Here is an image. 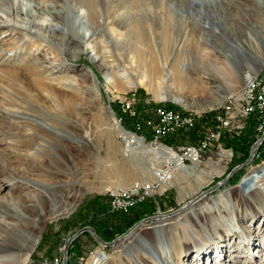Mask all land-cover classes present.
Listing matches in <instances>:
<instances>
[{
    "label": "rangeland",
    "instance_id": "obj_1",
    "mask_svg": "<svg viewBox=\"0 0 264 264\" xmlns=\"http://www.w3.org/2000/svg\"><path fill=\"white\" fill-rule=\"evenodd\" d=\"M190 1L97 0L103 22L96 25L74 18L76 13H84L79 10L78 0H51L50 3L49 0H0V22H9L17 27L14 31L0 28V167L5 169L7 160L13 169L25 167L33 173L41 171L43 167L34 162L26 166L20 155L15 156V141L12 139L36 132L38 128L42 136L52 133L58 138V143L51 146L56 157V162L50 163L54 166L53 172L49 176L48 173L36 177L40 188H36L35 193L31 192L35 184L32 175L21 174L27 176L30 185L23 193L12 191L15 186L10 181L11 177L0 176V189H3L0 196L12 192V196L16 197L17 203L13 206L12 202L11 212L21 219L24 215L28 231L32 222L38 225L36 236L40 241L28 264H46L50 258L63 254L70 238L86 227L92 228L99 239L111 245L103 246L88 232L80 234L68 249L69 264H78L82 257L93 262L90 250L95 256L103 251L108 256L104 264H168V261L171 264H264V216L251 217V211L241 201L238 189L249 169L264 164V156L254 158V141L247 153L239 150L240 145L248 141L244 134L225 131L220 142L223 146L218 147H223V152L216 146L217 149L203 158L200 167L195 168L193 177L178 174L173 188L165 193L155 192L153 197L128 215H113L109 211L110 190L126 188L140 179H151L149 165L144 158L126 153L111 117V107L117 109L116 102L132 94L145 104L172 105L179 110L185 107L171 98L158 102L152 91L146 88L129 90L121 78L134 80L144 76L154 80L155 84H161L164 93L188 102L191 106L186 108L202 114V119L211 125L213 116L226 98L240 92L251 77L264 71V65L259 66V72L255 73L253 69L255 58L264 61V17L256 16L246 9L247 6L241 7L232 0H195L194 6ZM256 2L264 4V0ZM60 12L63 15L58 21L62 28L54 30L57 25L54 14ZM208 17L210 21L220 22L213 32L223 33L224 37L199 33L198 26L202 24L205 27L207 24L203 21ZM27 31H32L34 37L29 36ZM127 31L140 36L138 45L145 55L139 59L130 52V43L122 39ZM245 34L250 35V44L251 36L253 38V51L235 57L229 52L226 40L246 41ZM68 35L77 40L65 44ZM208 44L219 50L213 52ZM97 50L101 53L97 54ZM178 54L180 63L188 59L192 64L196 58L201 65L210 63L219 72H212L206 66L202 73H182L180 68L172 76L167 71L155 76L149 72L151 55L163 62ZM15 62L40 63L39 73L35 76L12 75L8 69ZM47 65L50 69L46 68ZM245 66L250 69H244ZM91 71L98 77V82H94ZM38 74L44 77L52 74L72 86V99L76 105L73 118L69 119L68 115L64 119L51 120L35 98L16 93L20 87L23 88V83L40 79ZM59 95L65 97L63 93ZM18 106L30 108L25 112L36 118L21 115L20 120L19 117L4 114L7 109H17ZM82 106L88 109L84 110ZM249 157L252 158L251 165L247 166V163L240 168ZM228 176L229 182L222 190L219 189L221 191L200 196ZM228 189L231 190L229 196L223 195ZM31 194L33 198L29 200ZM215 195H223V218L217 219L214 211L190 217L188 213L206 205ZM198 196L203 197L202 200L199 198L200 201L198 199L197 203L180 212ZM1 210L10 211L2 204ZM170 214L174 215L141 223L152 217ZM213 214L214 218H206ZM231 216L237 229H243L246 236L255 235L253 245L246 246L232 236L220 235L224 236L221 239L211 236L218 224L231 222ZM3 230L0 227L1 236L11 244L17 242V237ZM23 235L18 240L19 244L30 246V235ZM11 244L8 243L9 246Z\"/></svg>",
    "mask_w": 264,
    "mask_h": 264
},
{
    "label": "bare ground",
    "instance_id": "obj_2",
    "mask_svg": "<svg viewBox=\"0 0 264 264\" xmlns=\"http://www.w3.org/2000/svg\"><path fill=\"white\" fill-rule=\"evenodd\" d=\"M78 1L80 4V7H81L79 10H83L84 13H83V15H80L81 13L79 15L76 13V16H74V18L76 20H79L82 18L86 22H91V23L96 24V25H101V23L103 22L102 21L103 17L99 11L97 0H78ZM232 1L235 3H238L239 6H241V7L243 5L247 6L246 9L248 11H250L251 13L255 14L256 16L264 17V4L263 5L261 3L258 4L256 2V0H242V1L232 0ZM250 1H251V4H250ZM50 2H51V0H49L48 3H50ZM190 2L193 6L196 5L195 0H191ZM207 6H210V5L207 4ZM83 8H86V10ZM192 9H194V8H192ZM17 10L20 13V10L18 8H17ZM50 10H51L50 5H48V11H50ZM13 11H15L14 7H13ZM62 13L63 12H60L58 14H54L55 15L54 18L57 22V25L54 26V30H59V28H62V26L60 25L61 22L58 21V19H62V15H63ZM255 15H253V16H255ZM32 23H33V21H32ZM204 23L207 25L210 24L211 26L209 25V27H208L207 25H205V27H202V24H200V26H198V27H199V33L201 35L204 36V34H202V33L207 32L209 34L212 33L214 36H218L220 34V36L224 37L223 33L216 32V30L213 32L214 27L216 25H220L219 21L218 22H216V20L210 21V18L208 17L206 20L204 19L203 24ZM1 27L10 28L13 31H14V29L15 30L17 29L16 25H11L9 22H0V28ZM210 28H211V30H209ZM22 31L26 32V30H22ZM27 34L31 37H34V35H35V34H32V31H27ZM209 38H211V37H209ZM245 38H246V41L245 40L232 41L229 38L226 40V44H227V48H228L229 52L232 55H234L235 57H238V54H249V52L253 51V40H252L253 38H252V36H251V44L249 43L250 35L245 34ZM74 39H76V38L71 36V35L70 36L68 35V37H66V39H65L66 40L65 44H69L70 41H73ZM122 39L124 41L130 43V45L132 47V48H130L131 49L130 52L133 53L134 57H136V58L138 57V59H139V57L141 55H145V51H143L139 48L138 44L140 43V36L137 33H134L132 31H127L122 35ZM208 41L211 42V39H208ZM44 42H46V41L44 40ZM208 46H210V48H212L213 52L216 50H219L217 47H215L211 44L210 45L208 44ZM81 52H84L83 48L81 49ZM99 53H101V52H99L97 50V54H99ZM225 53H227V52H225ZM179 54L176 57L175 56L172 57L170 60L165 59V60H163V62H161V61L159 62L157 60L156 56L151 55V62H150L151 66H150L149 72H151L155 76V75L160 74L161 71H164V72L167 71V73L172 76L175 73V71L178 68H180L182 73H184V72L187 74L190 72L202 73L203 72L202 69H204L205 66L208 67L207 69L212 71V72H216V71L219 72V70H217L216 67H213L210 63L209 64L203 63L204 66L201 65V62H199L196 58L193 60L192 64H190L188 59L184 60L183 62L180 63L179 58H178ZM146 56H147V53H146ZM186 56L189 57L190 54L186 53ZM45 63H46V60H45ZM238 63H239V61H238ZM263 65H264L263 60L255 58V60L253 62V69L255 70V73L259 72L260 71L259 66L263 67ZM40 66H41L40 63H35V64L31 65L28 63H24V62H21V63L15 62L10 66V68L8 69V72L12 73V75H17L18 77L26 75V74L27 75L30 74L32 76H35L36 73H39V67ZM201 66H203V68ZM46 68L50 69V66L47 65ZM245 68L250 69V67H247V66H245L244 69ZM91 73L93 75L92 78H93L94 82L95 81L98 82V80H99L98 77L92 71H91ZM38 76L40 79L34 80V82L31 81V82H28L25 84L23 83V88L20 87V89H18V92H16V93L20 94V95H27V97H29V98L31 97V99L35 98V102H37V104L38 103L41 104V106L50 115L51 120L55 121L57 119H64L68 115H69L68 116L69 119L73 118L75 115V111H76V105H74L75 102L72 99L74 97V91L72 90V86L66 85V83H64L65 80L61 81L58 77L52 76V74L50 76L48 75L46 77L41 76L39 74H38ZM119 77H120V75H119ZM135 78L136 79H134V80L133 79L128 80L126 78H121L120 80H124L123 84H124L125 88H127L129 90H133V89L135 90L137 88L142 87V88H146L148 91H152L154 99L157 100L158 102L165 101L167 98H171L173 101H175L179 104H182L185 107L191 106L188 102L181 99L180 97L164 93L163 87L161 86V84L160 85H159V83L155 84L154 80H151V79L149 80V79L145 78L144 76H138ZM188 80H189V82H191V79L188 78ZM189 82H187V83H189ZM248 82H246L245 85ZM261 86H264V71L259 72V74L257 73L253 77H251V92L260 91ZM156 87H157V89H155ZM241 91L240 92L237 91V94L226 98V100L223 102L222 106L227 101V99H229L231 97H233V98L239 97ZM60 93H63L65 95V97L59 95ZM236 99L239 100V98H236ZM11 106H12V104H11ZM222 106H220V108ZM82 108H84V110L88 109L86 106H82ZM25 109H28V108L27 107L23 108L21 106H18L17 109L15 107L11 110L7 109L6 111H4V114L9 116V117H12V116L19 117L20 120H21V115H26L28 117L29 116L35 117L34 115L27 114L25 112L26 111ZM29 109H28V111H29ZM111 109H113V107H111ZM111 117H112L114 124L117 126L118 133L120 134V128L117 124L115 116L112 114ZM23 118H24V116H23ZM38 130H39V128H38ZM37 131L28 133L26 135L21 134L20 136H16L14 139H12L13 141H15V143H14L15 153L14 154H15V156L16 155L21 156L19 158H20V160L22 159V161L25 162L24 165L30 166L31 165L30 163L34 162V164H37L39 167H43L44 168L43 170L38 171V172L34 171V173H33V171H29V170L24 169L25 167H22L23 169L18 168V167L13 169L10 167V165H9L10 162L8 163L7 160L5 161V164H6L5 169L0 167V176L6 175V176H9L12 178V179H10V181H13L14 186H15L14 188H12L13 192L19 191L20 193L21 192L23 193V191L25 192V190L28 189V187L30 186L29 183L27 182L28 181V179L26 178L27 176H23L24 174L28 175V176L32 175L34 177L35 184L33 185V187H32L33 190H31V192L35 193V191H37L36 188L39 187L38 186L39 182H38L36 177L39 178L41 176H46V174H48V173H49L48 174V176H49L53 172L52 168L54 166L51 165L50 163H51V161L56 162V160H55L56 157H55L54 153L52 152L53 149H51V146L56 145V143H58V138H56V136H55L56 134H54V137H53V135H51L52 133L49 134V136H47V135L42 136L40 134V132L39 131L37 132ZM42 133H44V132H42ZM45 137H46V139H45ZM13 141H11V142H13ZM221 146H223V145L219 143L217 145V148L221 147ZM209 147L206 149L205 152L201 153V155L198 157L197 160H195L194 158L184 159V158L180 157L177 153H173V152H172L173 154L168 155L166 157H161V159L158 158V154H156L155 157L152 156L154 161L159 162L154 168H155V171L157 173L161 172L160 176L162 179V182L160 183V185L156 189L154 188L153 191H156V194H157L158 192L159 193H162V192L165 193V191L170 190L171 188H173L176 176L180 173H185V174H188L190 177H193V175L196 172L195 168L200 167V165L203 163V158L205 156H207L208 154H210L212 152V150L217 149L216 146H211L210 148ZM218 149L221 152H223L222 151L223 147L218 148ZM149 150L153 151L152 149H149ZM250 153H251V151H250ZM250 156H251V154H250ZM233 157H234V155H233ZM249 158H250V161L248 162L247 166L251 165L252 160H251V157H249ZM46 164H47V166H46ZM245 164L246 163H244L243 165H240L239 167L240 168L242 166L245 167L246 166ZM21 174H23V175H21ZM226 179L222 180V181L218 182L217 184H215L214 186L210 187L208 190L204 191L200 196L203 195L206 197L207 195H209L211 193L221 191L222 188L225 187L226 184L229 182L228 179L227 180ZM1 188H3V187H1ZM220 188H221V190H219ZM126 189H127V187H126ZM238 189L240 191L241 201L245 204V206H248L249 211H251V217L256 218L257 216H264V164L262 166L252 167L251 169H249L248 174L243 178L240 185L238 186ZM2 190L3 189H0V191H2ZM110 191L115 192V188L110 190ZM230 192H231V190L228 189L224 192L223 195L229 196ZM11 193L7 194L6 196H0V205L2 204L6 208L10 209V211H5V210L0 211V217H1L0 218V227L4 228L3 231H5L6 233H11V234H13V236L17 237V242L11 244V241H7L6 237L1 236V233H0V264H28V261L30 260L31 254L37 248V245L39 244V241H40L39 236H36L37 235L36 233L38 230V225L35 223V221L32 222V224H31L32 228L30 231H28L25 228L26 226L24 224V222H25L24 221V218H25L24 215L22 216V219H21V217L13 214L11 212L10 207L15 206V204L17 203L15 201L16 197H13ZM154 194H155V192L150 194L149 196H147L143 202L148 201L151 197L154 196ZM223 195H219V196L215 195L216 197H211L209 199V202L206 205L200 206V207H198L197 210H194L188 214H190V217L191 216L192 217H196V216L198 217V216L203 215L205 213L206 214L207 213H213V211H214L217 213V217H216L217 219L223 218V216H222L223 211L221 209V206H222V208L224 207L222 205L223 204L222 202L224 200V199H222ZM200 196H198L195 200L191 201L187 206L182 208L180 210V212L186 210L188 207L190 208L192 204H195V202L200 198ZM18 198L20 200L22 199V197H18ZM32 198H33V196L31 194L30 197H28V199L32 200ZM201 198H203V197H201ZM200 199L198 201H200ZM12 202L14 203L13 206H11ZM173 215L174 214H170L167 216L152 217V218L144 220L141 223L146 224V223L152 222L153 220H156V218H160V217L167 219ZM210 217L214 218L215 215L213 214L211 216H206L207 219H209ZM231 217H232L231 222H229V221L225 222L224 221L223 224L222 223L218 224V227L217 228L215 227V230L212 233L213 235H211V236H213L214 238L218 237L220 239L223 238L225 235L226 236H232V237H235L238 240H240V242L244 243L246 246H248L250 244L253 245L255 235H253V233H251V236H246L244 234V232L242 231L243 229H241V230L237 229V227L235 226V220L233 219V216H231ZM221 231H222V233H221ZM224 231H225V233H224ZM24 233H28V235H30V238L28 239L30 246L23 247L18 242V240L20 238L21 239L23 238ZM92 233H93V231H92ZM82 234H84V233H82ZM95 235L96 234H94V236ZM220 235H224V236H220ZM78 236L79 235H77V237ZM241 236H243V238H241ZM95 237L99 242L98 236L96 235ZM207 238L209 239V236ZM23 240H25V239H23ZM8 243L11 245L9 246ZM201 243H205V242H201ZM207 243H209V242H207ZM205 245H207V244L205 243ZM103 246H106V245H103ZM223 246L224 245H222L221 247L223 248ZM92 252L93 251H91L89 253V256H90V254L93 255V262H91V260L89 261L88 258H86V257H82L80 260L82 264H104L106 262V260H108V256L103 251H99V253H97L96 256ZM261 257H262V255H261ZM168 264H171V262L168 261Z\"/></svg>",
    "mask_w": 264,
    "mask_h": 264
},
{
    "label": "built area",
    "instance_id": "obj_3",
    "mask_svg": "<svg viewBox=\"0 0 264 264\" xmlns=\"http://www.w3.org/2000/svg\"><path fill=\"white\" fill-rule=\"evenodd\" d=\"M236 98L227 99L213 116L211 125L202 119V114L186 107L179 110L172 105L145 104L135 94L116 102L117 109H111V113L120 128L122 145L130 156L144 158L151 179H140L127 189L110 191V213L128 215L144 203L147 196L156 192L153 189L162 182L161 172L157 173L154 168L159 163L152 158L156 154L159 159L177 153L184 159L197 160L209 146H217L226 131L253 134L254 158L261 159L264 155V86L260 91L251 92L250 79ZM64 260L65 249L63 254L50 258L46 264H63ZM78 264H82L81 261Z\"/></svg>",
    "mask_w": 264,
    "mask_h": 264
},
{
    "label": "water",
    "instance_id": "obj_4",
    "mask_svg": "<svg viewBox=\"0 0 264 264\" xmlns=\"http://www.w3.org/2000/svg\"><path fill=\"white\" fill-rule=\"evenodd\" d=\"M251 160H252V158H251ZM250 161V159L246 162V164L248 163ZM230 177L228 176V178L227 179H229ZM226 179V180H227ZM92 228H90V227H86V228H84V229H82L79 233H78V235H80V234H82V233H89V234H91V235H93L94 236V234L92 233ZM96 236V235H95ZM77 237V235L76 236H74V237H72V238H70V240L67 242V244L65 245V260H64V264H69V260H68V249H69V247H70V245H71V243L75 240V238ZM99 242L101 243V244H103V245H106V246H110L111 244L110 243H105L104 241H102L101 239H99Z\"/></svg>",
    "mask_w": 264,
    "mask_h": 264
},
{
    "label": "trees",
    "instance_id": "obj_5",
    "mask_svg": "<svg viewBox=\"0 0 264 264\" xmlns=\"http://www.w3.org/2000/svg\"><path fill=\"white\" fill-rule=\"evenodd\" d=\"M245 137L248 139V141L242 143V145H240V147H239V150H241L242 153H247V151H249V150L251 149V145H252V143H253V141H254V136H253V134H251V133L245 135ZM92 251H93V250H92ZM90 252H91V250L89 251V253H90Z\"/></svg>",
    "mask_w": 264,
    "mask_h": 264
}]
</instances>
